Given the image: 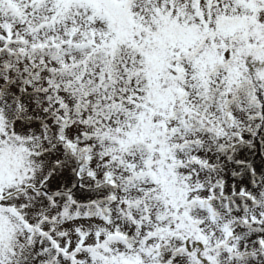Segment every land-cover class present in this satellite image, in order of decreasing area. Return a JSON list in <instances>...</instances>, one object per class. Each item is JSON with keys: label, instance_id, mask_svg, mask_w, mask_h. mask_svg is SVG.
Returning <instances> with one entry per match:
<instances>
[{"label": "snow or ice", "instance_id": "1", "mask_svg": "<svg viewBox=\"0 0 264 264\" xmlns=\"http://www.w3.org/2000/svg\"><path fill=\"white\" fill-rule=\"evenodd\" d=\"M0 264H264V0H0Z\"/></svg>", "mask_w": 264, "mask_h": 264}]
</instances>
